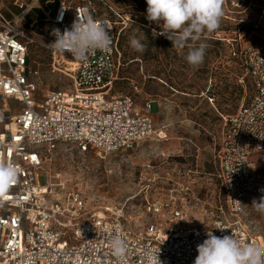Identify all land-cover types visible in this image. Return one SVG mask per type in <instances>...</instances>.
I'll list each match as a JSON object with an SVG mask.
<instances>
[{"label": "built area", "instance_id": "built-area-1", "mask_svg": "<svg viewBox=\"0 0 264 264\" xmlns=\"http://www.w3.org/2000/svg\"><path fill=\"white\" fill-rule=\"evenodd\" d=\"M13 4L20 9L13 20L0 13V98L5 109L7 101L14 99L21 111L0 133V162L15 166L18 180L0 193V264H117L110 244L113 235L128 244L124 264H154L146 257L150 250L159 252L162 264H194L197 245L207 238L208 230L216 236L234 234L245 243L264 247V237L253 234L242 217L247 197L264 189V170L254 159L264 153V109H257L264 101V43H251L239 50L253 96L226 119L218 176L227 213L209 227L192 226L184 205L189 197L187 188L171 189L158 199L145 201L144 211L150 220L143 232H135L108 209L88 211L80 191L65 197L54 194L45 168L61 144L73 145L80 154L105 157L155 133L152 102L147 100L138 108L136 95L141 90L137 84L132 85L131 93L112 92L123 66L121 34L132 13L115 9L106 0L60 3L53 19L48 20L50 32L54 28L63 32L77 16L90 15L107 26L112 43L105 53H90L87 61L50 48L52 69L69 72L75 89L40 95L34 80L37 71L29 58L32 39L22 26L33 5L28 0H13ZM98 4L111 14H101ZM43 172L45 184L40 181Z\"/></svg>", "mask_w": 264, "mask_h": 264}, {"label": "rangeland", "instance_id": "rangeland-1", "mask_svg": "<svg viewBox=\"0 0 264 264\" xmlns=\"http://www.w3.org/2000/svg\"><path fill=\"white\" fill-rule=\"evenodd\" d=\"M113 8L132 15L121 34L123 66L114 94L131 93L137 84L138 108L152 102L155 133L133 146L105 157L92 152L80 154L73 145L61 144L47 162L53 193L65 197L80 191L88 211L108 209L119 214L128 228L143 232L150 216L144 211L147 199L155 200L165 191L187 188L184 201L187 221L196 227H209L218 216L227 213L226 195L218 176V155L227 129L226 119L235 114L253 96L251 78L234 50L255 42L264 43V0H224L218 30L205 32L206 55L199 66L186 61L188 48L172 47L158 35L154 22H145L146 0H106ZM101 14H111L98 4ZM0 10L14 18L20 9L12 0H0ZM32 12L22 23L29 44V58L37 71L34 80L40 95L48 91H73L74 79L65 71H54L49 45L53 42L51 22L29 27ZM135 35L144 44L143 53L130 46ZM199 42H197L198 45ZM63 67V66H62ZM64 70V69H62ZM0 98V116L9 123L19 112L14 100ZM254 159L264 170V153ZM41 183L47 182L45 173ZM261 189L247 197L243 220L255 235L264 237V214L250 205L259 200Z\"/></svg>", "mask_w": 264, "mask_h": 264}, {"label": "clouds", "instance_id": "clouds-1", "mask_svg": "<svg viewBox=\"0 0 264 264\" xmlns=\"http://www.w3.org/2000/svg\"><path fill=\"white\" fill-rule=\"evenodd\" d=\"M223 3L224 0H146V19L159 26L158 35L170 40L172 47H187L186 61L196 67L203 63L206 55L207 45L201 42L202 36L205 32L211 34L218 30ZM51 35L55 40L47 45L54 52L71 53L80 61H87L90 53L107 52L112 43L107 26L90 15L85 18L77 16L70 28H65L63 32L54 28ZM129 43L139 53H143L147 47L135 35ZM257 109H264V101L258 103ZM17 180L18 169L12 164L0 162V193L7 192ZM260 191L262 195L259 200L254 198L250 206L264 214V189ZM206 236L197 245L198 255L194 264H264V247L259 244L245 243L234 234L216 236L209 230ZM110 244L117 264H124L128 254L126 240L113 235ZM146 257L154 264H162L159 252L150 250Z\"/></svg>", "mask_w": 264, "mask_h": 264}, {"label": "crops", "instance_id": "crops-1", "mask_svg": "<svg viewBox=\"0 0 264 264\" xmlns=\"http://www.w3.org/2000/svg\"><path fill=\"white\" fill-rule=\"evenodd\" d=\"M64 1L66 0H28V2H30L33 5V8L29 11L25 19L29 16L30 13L32 12L35 13L34 22H32L29 27H32L35 23L53 19L59 4ZM12 3H13V0H12ZM0 13L5 19L10 21V20H13L20 12L14 18H11V19L6 18L1 12V10H0ZM9 100H14V99H9ZM17 105L19 106V109H20L19 112H20L21 106L19 105L18 102H17ZM8 124L9 123L6 121V118L3 116H0V133H3L5 131Z\"/></svg>", "mask_w": 264, "mask_h": 264}, {"label": "trees", "instance_id": "trees-1", "mask_svg": "<svg viewBox=\"0 0 264 264\" xmlns=\"http://www.w3.org/2000/svg\"><path fill=\"white\" fill-rule=\"evenodd\" d=\"M144 19V21L146 22L147 21V19H146V17H143ZM42 22H44V21H41V22H38V23H35L33 26L34 27H37V26H41L42 25ZM49 22V21H48ZM38 24V25H37ZM33 27V28H34ZM119 46H120V48H121V39H120V42H119ZM233 54L235 55V56H238V58L240 59V61L242 62V60H241V58H240V56H239V50H234V52H233ZM122 62H123V59H122ZM243 63V62H242ZM244 66V65H243ZM122 69V68H121ZM120 79H121V75H120Z\"/></svg>", "mask_w": 264, "mask_h": 264}, {"label": "bare ground", "instance_id": "bare-ground-1", "mask_svg": "<svg viewBox=\"0 0 264 264\" xmlns=\"http://www.w3.org/2000/svg\"><path fill=\"white\" fill-rule=\"evenodd\" d=\"M6 106H7V104H6Z\"/></svg>", "mask_w": 264, "mask_h": 264}]
</instances>
